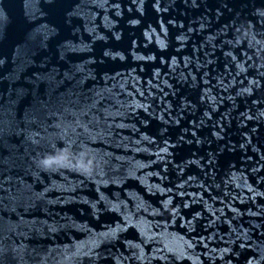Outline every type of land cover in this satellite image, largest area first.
<instances>
[{
  "label": "water",
  "instance_id": "95a60500",
  "mask_svg": "<svg viewBox=\"0 0 264 264\" xmlns=\"http://www.w3.org/2000/svg\"><path fill=\"white\" fill-rule=\"evenodd\" d=\"M261 12L0 0V264H264Z\"/></svg>",
  "mask_w": 264,
  "mask_h": 264
},
{
  "label": "clouds",
  "instance_id": "9594fccd",
  "mask_svg": "<svg viewBox=\"0 0 264 264\" xmlns=\"http://www.w3.org/2000/svg\"><path fill=\"white\" fill-rule=\"evenodd\" d=\"M260 15H264L261 12ZM36 166L41 170H53L54 168L72 167L82 174H90L92 171L91 161L87 160V153H80L79 157H73L68 148L61 149L55 154L45 155L36 160Z\"/></svg>",
  "mask_w": 264,
  "mask_h": 264
},
{
  "label": "snow or ice",
  "instance_id": "6c2138e0",
  "mask_svg": "<svg viewBox=\"0 0 264 264\" xmlns=\"http://www.w3.org/2000/svg\"><path fill=\"white\" fill-rule=\"evenodd\" d=\"M133 2H135V0H133ZM144 0H140V4L143 5Z\"/></svg>",
  "mask_w": 264,
  "mask_h": 264
}]
</instances>
